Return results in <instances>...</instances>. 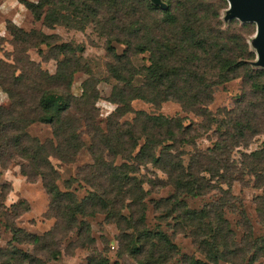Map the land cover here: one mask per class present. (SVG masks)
<instances>
[{"label": "trees", "instance_id": "16d2710c", "mask_svg": "<svg viewBox=\"0 0 264 264\" xmlns=\"http://www.w3.org/2000/svg\"><path fill=\"white\" fill-rule=\"evenodd\" d=\"M161 1L166 7L153 0L24 1L34 18L43 20L49 28L61 25L83 30L92 25L105 39L111 59L107 71L109 78L115 80L110 100L117 107L106 130L96 124L100 79L83 61V44L59 43L56 34L12 25L9 28L20 45L51 46L57 68L50 73L31 60L20 67L0 59V88L11 100L8 108L0 106V170L13 159L22 158L23 171L32 178L43 179L58 210L64 202H71L64 208L71 212L72 224L76 214L86 216L89 208L100 207L123 230L119 241L127 242L134 256L143 257L141 264H168L177 245L163 231L147 228L146 191L131 160L153 163L167 173L176 190L156 206L166 209L168 216L175 212L183 225L197 226L209 236L196 241L209 263L195 264H238V260L248 257L254 262L264 257V234L254 237L248 224V236L236 240L224 216L229 197L191 209L180 196L202 195L216 189L227 194L234 182L245 184L246 175L254 179L255 187L264 189V143L257 150L242 152L239 162L232 157L236 147H247L255 135L264 134V66L256 64L257 51L247 39L248 23L255 22L242 21L239 25L240 19L227 18L228 0ZM114 43L125 45L124 50L119 53ZM143 54L147 55L146 63L137 64L135 58ZM80 71L89 77L82 84L81 95L76 96L72 85ZM236 78H242L247 87L235 106L212 112L208 105L214 99L215 88ZM138 99L153 104L169 100L181 103L186 110L204 118L203 128L215 127L214 145L206 150L197 148L200 132L184 126L180 117L135 111L132 102ZM133 112V121H120ZM35 122L50 124L54 139L42 142L31 136L28 128ZM84 124L91 137L88 149L94 159V174L104 178L107 187H95L78 202L72 192L58 188L60 175L50 157L74 161L87 146L82 139ZM185 145L195 149L188 165L183 159ZM118 157L123 163H116ZM213 180L227 184L228 190L214 185ZM8 190L7 184L0 181V213L5 217L10 215L4 204ZM257 205L264 224V196H258ZM124 209L129 210V215L123 213ZM11 210L17 217L27 206L21 202ZM7 226L13 241L19 243L40 244L52 235L51 231L44 236L25 235L16 225L8 222ZM56 230L55 226L53 231ZM52 254L57 257L60 253ZM10 260L17 264L38 261L17 248L8 251L5 263L11 264ZM96 264H108V260Z\"/></svg>", "mask_w": 264, "mask_h": 264}, {"label": "rangeland", "instance_id": "374dc122", "mask_svg": "<svg viewBox=\"0 0 264 264\" xmlns=\"http://www.w3.org/2000/svg\"><path fill=\"white\" fill-rule=\"evenodd\" d=\"M24 1L26 0H0V59L20 67L27 60H31L40 64L44 70H48L50 73L56 71L57 59L54 58L55 54L51 46L45 44L20 45L9 28L12 25H17L26 31L37 30L46 34H56L59 43L83 44L85 46V51L82 53L83 61L89 65L93 76L100 79L98 85L100 98L96 104V124L106 130L109 118L117 105L110 100L115 80L109 78L107 71V64L111 59L106 51L105 39L95 31L92 25L83 30L61 25L49 28L43 20L34 18L31 11L26 8ZM238 21L239 25L242 24V21ZM248 26L250 34L247 35V39L251 47L257 51L259 58V47L255 43L257 26L255 23H248ZM114 44L119 53L125 48V45ZM146 56L145 54L138 56L135 58V62L137 64L146 63L144 60ZM88 77L89 74L82 71L75 74L72 85L74 95H81L82 84ZM245 87L247 86L242 78H236L216 87L214 99L208 108L212 112H217L220 108L231 110ZM10 105L11 100L8 94L0 88V106L8 108ZM132 107L135 111L142 110L149 114L182 118L184 126H192L193 129L200 132L201 137L196 142L197 148L200 150L212 147L216 141L217 135L213 132L215 127L213 129L203 128L204 118L186 110L179 102L169 100L161 104H153L138 99L132 102ZM135 116L134 112L128 113L120 121L130 122L134 120ZM81 130L84 131L82 139L87 146L79 152L74 161L64 162L57 157H50L51 163L60 175L56 181L58 188L63 192H72L78 202L95 191V187H100V189L102 185L107 187L104 178H96L94 174V159L88 149L91 137L86 132L85 124L82 125ZM28 132L42 142L54 139L52 126L47 123L35 122L28 128ZM263 143L264 134L255 135L247 147H236L232 152V157L239 162L242 152L257 150L262 147ZM184 150L186 151L183 156L184 163L188 165L195 149L185 145ZM137 152L138 149L134 155ZM115 160L117 164L123 163L120 157ZM23 162L22 158H15L6 168L0 170V181L6 183L9 189L4 204L10 214L5 217L0 213V264H6L8 251L16 248L28 252L31 257L38 260L37 264H96L104 259L108 260V264H141L140 259L143 257L134 256L128 249L127 242L119 241L123 230L107 212H104L100 207L89 208L90 213L86 216L76 214V222L72 224L70 222L72 214L71 212L67 213L64 208V205L71 202H64L62 208L58 210L59 205L53 201V196L45 187L43 179L40 176L33 178L28 176L23 171ZM131 163L137 167L136 176L143 181V188L146 191L144 202L146 204L147 228L152 231H163L177 245L176 253L168 264H195V261L209 263L206 254L202 252L199 243L196 242L201 239H209V236H205L197 226L183 225L175 212L168 216L166 209L156 206L158 201L176 193L167 173L150 162L140 164L138 160L132 159ZM69 179L70 181L66 182ZM212 182L216 186L220 185L221 189L228 190L227 184H219L216 180ZM228 191L227 194H223L220 189L211 190L202 195L182 194L180 200H184L191 209H201L221 198L229 197L230 201L224 208V216L229 221L236 240L241 241L248 236L250 230L248 224L253 229L254 237L263 236L264 224L259 215L257 199L258 196H264V189L255 187L254 179L246 175L245 184L236 181ZM96 192L100 194V191ZM21 202L25 207L27 206V210L16 217L11 208L14 204ZM123 213L129 215L130 212L128 209H124ZM8 222L20 228L25 235L44 236L50 231L52 235L43 239L40 244H33L30 241L19 243L13 241V233L7 226ZM55 226L58 230L53 231ZM128 232H132V230H128ZM56 243L58 244L56 245ZM52 251H59L60 254L55 257ZM10 262L17 264L15 260H10ZM238 264H264V257L254 262H251L248 257L243 261L238 260Z\"/></svg>", "mask_w": 264, "mask_h": 264}, {"label": "water", "instance_id": "95a60500", "mask_svg": "<svg viewBox=\"0 0 264 264\" xmlns=\"http://www.w3.org/2000/svg\"><path fill=\"white\" fill-rule=\"evenodd\" d=\"M155 3L166 7L161 0H153ZM229 10L227 18H237L241 21L255 22L257 33L255 43L259 47V55L256 64L264 66V0H228Z\"/></svg>", "mask_w": 264, "mask_h": 264}]
</instances>
